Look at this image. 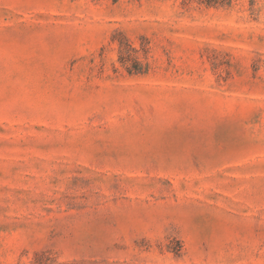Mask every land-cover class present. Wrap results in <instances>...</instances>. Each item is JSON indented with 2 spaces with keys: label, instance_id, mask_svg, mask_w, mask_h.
<instances>
[{
  "label": "rangeland",
  "instance_id": "obj_1",
  "mask_svg": "<svg viewBox=\"0 0 264 264\" xmlns=\"http://www.w3.org/2000/svg\"><path fill=\"white\" fill-rule=\"evenodd\" d=\"M42 251L264 264V0H0V264Z\"/></svg>",
  "mask_w": 264,
  "mask_h": 264
},
{
  "label": "trees",
  "instance_id": "obj_2",
  "mask_svg": "<svg viewBox=\"0 0 264 264\" xmlns=\"http://www.w3.org/2000/svg\"><path fill=\"white\" fill-rule=\"evenodd\" d=\"M191 2H195L198 5L204 6L206 8H222V9H226V8H230L232 7V5L235 3V1L237 0H188ZM256 4V0H249V6L250 9L253 8V6ZM127 47H129V45H127ZM120 50L122 53V56H124L125 58H128L129 56V50L126 49V44L125 45H120ZM123 57V58H124ZM132 67L133 69H128L129 72L131 73L132 71L134 73H142V69H139L137 66H140V64L137 61H132ZM31 264H83L80 262H71V263H57L56 262V258L54 256H52L51 252L49 251H42L39 253L35 254L34 260L32 261ZM89 264H99V263H89Z\"/></svg>",
  "mask_w": 264,
  "mask_h": 264
}]
</instances>
